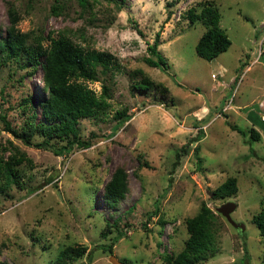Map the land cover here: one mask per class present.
<instances>
[{"label":"rangeland","instance_id":"374dc122","mask_svg":"<svg viewBox=\"0 0 264 264\" xmlns=\"http://www.w3.org/2000/svg\"><path fill=\"white\" fill-rule=\"evenodd\" d=\"M7 1L19 10L17 26L30 33L28 43L40 36L48 46L47 35L62 31L82 46L109 51L111 60L109 68L98 67L97 79L83 80L97 95L106 88L104 105L79 119L77 135L68 137L88 139L89 146L56 154L67 138L51 137L52 146L38 148L0 120V160L17 172V181L0 192V264H53L61 249L81 245L85 252L66 264H118L111 255L119 264H163L166 252L182 249L189 236L185 218L202 201L216 217L210 230L216 249L198 264H264V238L252 221L264 209V104L245 109L264 101V51L258 54L264 0H86L83 6L77 0H0V36L9 23ZM208 1L219 8V26L231 40L211 60L195 51L205 24L186 16ZM157 31L166 67L144 59ZM43 57L0 65V112L17 131L44 121ZM143 74L166 92L139 88ZM160 99L169 107L155 102ZM199 127L204 135L189 141ZM251 128L259 138L250 136ZM43 138L40 132L31 137ZM185 143L188 150L174 164ZM117 167L126 172L127 189L110 201L105 184ZM229 176H236V191L210 197ZM226 200L236 203L231 216L238 227L217 210ZM110 242L111 250L104 248Z\"/></svg>","mask_w":264,"mask_h":264},{"label":"trees","instance_id":"16d2710c","mask_svg":"<svg viewBox=\"0 0 264 264\" xmlns=\"http://www.w3.org/2000/svg\"><path fill=\"white\" fill-rule=\"evenodd\" d=\"M77 1L82 6L86 3V0ZM210 2L208 1L207 5L202 6L198 12L190 7L186 14L191 22L200 20L206 26L195 43V51L200 57L207 60L216 57L220 52L227 49L231 43L228 34L219 26V8ZM6 3L9 23L5 28V33L0 36V65L11 59L18 61L23 57L28 62L36 63L38 55L43 54L42 78L47 94L41 101V113L44 121L40 123L29 122L17 131L12 127L5 113L0 112L3 129L10 131L25 144L38 148L52 146L49 142L51 137L67 138L65 144L54 150L56 154L60 155L67 154L74 146H89L90 140L88 139L79 140L76 137L69 139L68 137L71 134L77 135L79 119L94 115L97 109L104 105L103 95L106 93V88L104 87L103 93L97 95L83 80L97 79L99 66H102L103 69L109 68L111 53L107 50L82 46L62 31H59L55 36L47 35L49 38L48 46H43L40 43V36L36 37V44L28 43L30 33L20 30L17 26L20 18L19 10L12 1ZM138 31L140 30L138 29ZM159 33V31L156 32L154 42L149 45L150 55L144 59L152 66L166 67L167 59L157 49ZM152 55H155V58ZM150 85L158 88L163 94L166 92L167 88L162 82L153 81L149 75L143 74L137 86L144 88ZM155 102L165 104L166 108L169 107V104L162 99ZM116 115L119 116V112H116ZM130 116L131 114H127L125 117L119 118L112 126L113 132ZM229 126L242 132L236 124H229ZM35 132H40L45 138L40 141H32L31 137ZM203 135L204 131L199 127L196 135L190 137L189 141H198ZM250 136L257 139L259 138V132L255 128H251ZM188 146V143L182 144L175 151L174 164L178 163L181 153H186ZM193 149L197 152L199 145L196 144ZM199 160L200 158L197 156V161ZM142 165L149 166V163L144 160ZM16 175L17 172H15L10 161L0 160V192L4 191L11 182L17 181ZM236 187V176H229L215 188L209 190V195L210 197L225 196L236 191ZM126 189V172L117 167L105 184V195L110 201H116L123 197ZM29 190L33 191L34 187ZM215 221L214 213L202 201L198 212L185 218L189 236L185 239L182 249L175 254L166 252L163 255V264H198V262L212 255L216 245L210 230L214 228ZM252 221L264 238V209L253 214ZM120 233L118 232L113 240L118 239ZM112 244L113 242H110L104 248L111 250ZM85 250L86 246L82 245L66 246L57 253L52 263L66 264L67 259H74L82 255ZM88 258L90 259V254H88Z\"/></svg>","mask_w":264,"mask_h":264},{"label":"water","instance_id":"95a60500","mask_svg":"<svg viewBox=\"0 0 264 264\" xmlns=\"http://www.w3.org/2000/svg\"><path fill=\"white\" fill-rule=\"evenodd\" d=\"M251 107H256L257 109H259L258 103H254L251 104L249 106H247L245 109H249ZM236 206V203L232 200H226L225 202L221 203L218 207L217 210L225 216V218L235 227L239 226V223L236 222L232 216H231V212L234 210ZM110 260L114 263H120V260L117 259L114 255L110 256ZM84 264V262H82Z\"/></svg>","mask_w":264,"mask_h":264},{"label":"built area","instance_id":"2783aa9c","mask_svg":"<svg viewBox=\"0 0 264 264\" xmlns=\"http://www.w3.org/2000/svg\"><path fill=\"white\" fill-rule=\"evenodd\" d=\"M259 51H258V54L260 55L263 51H264V34L260 40V43H259Z\"/></svg>","mask_w":264,"mask_h":264},{"label":"crops","instance_id":"0c3cea01","mask_svg":"<svg viewBox=\"0 0 264 264\" xmlns=\"http://www.w3.org/2000/svg\"><path fill=\"white\" fill-rule=\"evenodd\" d=\"M251 100H252V99H251ZM263 104H264L263 99H260V100L258 101V106H259L260 110H261V107L263 106Z\"/></svg>","mask_w":264,"mask_h":264}]
</instances>
